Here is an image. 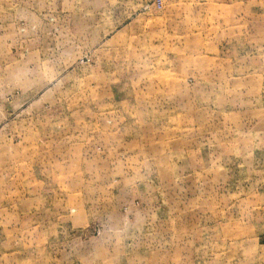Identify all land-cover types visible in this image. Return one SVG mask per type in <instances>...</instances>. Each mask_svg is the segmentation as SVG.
Returning <instances> with one entry per match:
<instances>
[{
  "label": "rangeland",
  "instance_id": "1",
  "mask_svg": "<svg viewBox=\"0 0 264 264\" xmlns=\"http://www.w3.org/2000/svg\"><path fill=\"white\" fill-rule=\"evenodd\" d=\"M0 264H264V0H0Z\"/></svg>",
  "mask_w": 264,
  "mask_h": 264
}]
</instances>
